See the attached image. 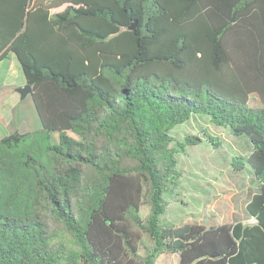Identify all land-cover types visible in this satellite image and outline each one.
<instances>
[{
  "label": "trees",
  "instance_id": "trees-1",
  "mask_svg": "<svg viewBox=\"0 0 264 264\" xmlns=\"http://www.w3.org/2000/svg\"><path fill=\"white\" fill-rule=\"evenodd\" d=\"M10 52L41 127L0 138V264H264V0H0ZM194 114L245 136L253 223H160L177 153L221 145L172 135Z\"/></svg>",
  "mask_w": 264,
  "mask_h": 264
},
{
  "label": "rangeland",
  "instance_id": "rangeland-1",
  "mask_svg": "<svg viewBox=\"0 0 264 264\" xmlns=\"http://www.w3.org/2000/svg\"><path fill=\"white\" fill-rule=\"evenodd\" d=\"M21 79L23 72L19 70ZM21 73V74H20ZM13 77L18 80V71ZM15 89L0 90V105L13 107L17 121L9 131H28L41 127V121L36 111L31 94L21 97ZM10 90L16 92L15 103L11 102ZM202 129L216 136L221 145L214 147L208 141L196 145H188L185 151L178 152L177 158L182 177L171 191L166 192V211L160 217L162 225H182L186 223L219 224L241 221L251 224L255 219L246 209L253 193L259 191L251 176L246 171L233 170L229 163L235 155H248V145L245 136H235L231 131L213 124L205 114H194L190 120L177 124L171 133L182 140L187 134L203 135ZM11 130V131H10ZM69 134L74 135L72 132ZM59 133L52 135V141L57 142ZM150 212L147 204L142 205L140 214L146 217ZM153 243L148 235H144L139 253L145 255L152 248ZM156 264H178V256L167 252L162 253Z\"/></svg>",
  "mask_w": 264,
  "mask_h": 264
},
{
  "label": "crops",
  "instance_id": "crops-1",
  "mask_svg": "<svg viewBox=\"0 0 264 264\" xmlns=\"http://www.w3.org/2000/svg\"><path fill=\"white\" fill-rule=\"evenodd\" d=\"M19 70H22L21 64L17 58V56L10 52L7 57L0 60V90L1 89H15L16 87H21L27 84L26 77L24 73V78L21 79V75H19ZM14 71H18V80L13 77ZM21 74V73H20ZM16 92L15 90H10V93L6 94L10 96L11 102L15 103L17 97H13ZM31 94V93H29ZM1 97V95H0ZM1 103V101H0ZM13 107H5L0 105V138L3 137V133L10 129L15 121H17ZM14 126V125H13ZM11 131V130H10ZM16 130H12L14 132ZM11 133V132H10ZM177 255V254H176Z\"/></svg>",
  "mask_w": 264,
  "mask_h": 264
},
{
  "label": "water",
  "instance_id": "water-1",
  "mask_svg": "<svg viewBox=\"0 0 264 264\" xmlns=\"http://www.w3.org/2000/svg\"><path fill=\"white\" fill-rule=\"evenodd\" d=\"M16 90L21 94V97H25L27 94L32 92V86L27 83L24 86L18 87Z\"/></svg>",
  "mask_w": 264,
  "mask_h": 264
}]
</instances>
